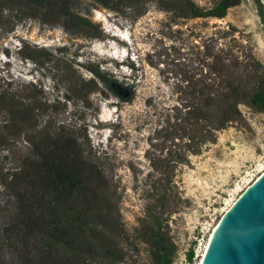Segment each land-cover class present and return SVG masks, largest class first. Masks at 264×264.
Returning a JSON list of instances; mask_svg holds the SVG:
<instances>
[{"label": "rangeland", "instance_id": "rangeland-1", "mask_svg": "<svg viewBox=\"0 0 264 264\" xmlns=\"http://www.w3.org/2000/svg\"><path fill=\"white\" fill-rule=\"evenodd\" d=\"M192 1L209 7L217 0ZM71 2L96 37L71 35L55 15L0 0V178L9 179L22 156H36L35 146L47 149V137L68 133L107 183L105 200L124 235L113 264H156L138 232L159 210L149 158L173 148L156 132L181 101L176 74L199 64L209 36L264 71V0H241L219 19L182 16L152 1L125 0L118 11ZM238 107L241 119L174 173L158 226L171 247L169 264H197L222 212L264 169V113ZM10 207L0 185V209Z\"/></svg>", "mask_w": 264, "mask_h": 264}, {"label": "trees", "instance_id": "trees-1", "mask_svg": "<svg viewBox=\"0 0 264 264\" xmlns=\"http://www.w3.org/2000/svg\"><path fill=\"white\" fill-rule=\"evenodd\" d=\"M43 16L59 17L69 34H87L88 18L70 11L71 0H18ZM125 0H94V7L118 11ZM129 3L152 1L159 9L176 10L190 18H222L226 10L241 0H217L202 7L192 0H126ZM141 12V11H140ZM226 30H222L225 33ZM209 36L199 64L179 70L174 85L181 101L170 107L157 135L172 142L164 156L149 158L156 176L152 186L159 200L158 212L149 218L138 237L149 247L156 264H169L171 247L161 232L159 216L166 197L174 186L173 176L188 155L198 154L201 146L213 143L216 134L241 119L239 105L264 113V71L253 57L244 59L230 44L215 46ZM94 76L107 83L104 75ZM126 99H129L127 96ZM47 149L34 147L36 156H22L9 179L0 178L10 209H0V264H113L122 258L119 239L121 226L105 200L106 181L97 165L87 161L83 149L66 132L46 138ZM105 205V207H103ZM192 251L189 250V260Z\"/></svg>", "mask_w": 264, "mask_h": 264}, {"label": "water", "instance_id": "water-1", "mask_svg": "<svg viewBox=\"0 0 264 264\" xmlns=\"http://www.w3.org/2000/svg\"><path fill=\"white\" fill-rule=\"evenodd\" d=\"M199 264H264V171L222 212Z\"/></svg>", "mask_w": 264, "mask_h": 264}, {"label": "bare ground", "instance_id": "bare-ground-1", "mask_svg": "<svg viewBox=\"0 0 264 264\" xmlns=\"http://www.w3.org/2000/svg\"><path fill=\"white\" fill-rule=\"evenodd\" d=\"M263 171H264V169H263L260 173H262ZM215 224H216V223H215ZM215 224H214V226H215ZM214 226H213V227H214ZM211 232H212V231H211ZM211 232H210V234H211ZM210 234H209V236H210ZM209 236H208V238H209ZM207 240H208V239H207ZM206 242H207V241H206ZM205 245H206V243L204 244L203 249H204ZM203 249L201 250V253L197 255V257H198L197 264H199V260H200V257H201V255H202Z\"/></svg>", "mask_w": 264, "mask_h": 264}]
</instances>
